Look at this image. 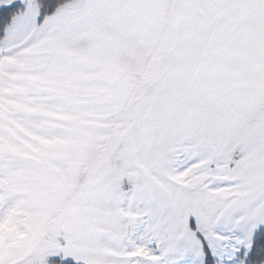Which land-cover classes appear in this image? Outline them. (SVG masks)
<instances>
[{
	"label": "snow or ice",
	"instance_id": "6c2138e0",
	"mask_svg": "<svg viewBox=\"0 0 264 264\" xmlns=\"http://www.w3.org/2000/svg\"><path fill=\"white\" fill-rule=\"evenodd\" d=\"M0 264H264V0H0Z\"/></svg>",
	"mask_w": 264,
	"mask_h": 264
}]
</instances>
